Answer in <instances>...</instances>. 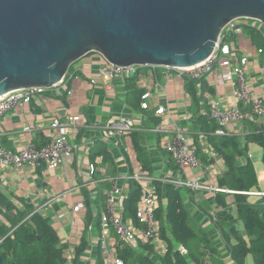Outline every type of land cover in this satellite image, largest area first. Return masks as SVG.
Returning a JSON list of instances; mask_svg holds the SVG:
<instances>
[{
    "label": "crops",
    "instance_id": "1",
    "mask_svg": "<svg viewBox=\"0 0 264 264\" xmlns=\"http://www.w3.org/2000/svg\"><path fill=\"white\" fill-rule=\"evenodd\" d=\"M233 42L237 46L238 56L248 58V85L259 97H263L264 52L259 51L245 31L241 35L235 34ZM106 66L108 62L101 55H86L71 66L63 85L36 96L30 104L14 108L0 120L3 147L7 151L18 153L29 144H34L37 148L50 145L57 136V132L51 128L55 118L64 121L72 116L83 118V128L77 137L78 149L70 164L54 170L49 169L45 162L26 166L22 170L13 167L0 170V194L15 207L12 211H7L6 206L0 205V222L8 223L7 217L23 216L28 219L36 213L40 214L57 231L68 264H95L96 258L101 254V214L115 182L122 188L119 199L120 217L135 227V215L128 216L125 210V201L132 186L136 184L140 188L138 183L128 179L133 173L149 175L162 189L166 185H172L168 184L169 180L182 181L198 175L179 169L164 150V144L171 137L172 130H183L196 148L199 159L209 167V170L199 172L203 181L217 184L218 177L226 171V165L218 155L216 158L210 157L212 147L208 138L214 134L212 131L217 123L210 118L208 102L215 100L223 106H238L243 112L250 111V108L235 99L233 86L227 82L222 83L217 72L204 79V87H197L199 105L195 107L194 99L188 93L186 79L178 78L171 72L159 68L139 69L130 78L134 82L133 89H128L127 78L109 81L102 76L101 70ZM134 90H138L137 93ZM140 91L143 93L140 94ZM147 93L151 98L148 100L149 108L145 110L141 105L142 97ZM159 108H164L167 113L163 116L156 115ZM123 119L134 120L135 130L107 139L106 124ZM161 123L167 126L168 132L154 131ZM207 124L212 125L208 131L204 129ZM259 127H264L259 119L252 123L241 122L230 125L228 133L231 137L243 140ZM136 142L139 149L136 148ZM252 146L259 147L256 144L249 145L248 158L251 161ZM247 160V157H242L237 163L244 166ZM91 166L94 171H91ZM257 177L259 181V176ZM178 190L181 194L194 193L189 201L184 200L186 208L209 237L212 236L211 243L217 241L218 246L214 245L222 252L225 264H234L229 254L223 251V238L212 217L217 211L215 195L209 192L197 193L187 188ZM252 193H264L260 182L259 189ZM163 194L164 190L159 205L166 204ZM225 198L235 216L233 196L226 194ZM249 198L251 203L261 199L255 195ZM253 199L257 201L252 202ZM77 206H82V209L76 213L74 209ZM160 241L168 246L161 234ZM109 242L118 253L119 243L113 230H110ZM142 246L145 245L139 244L135 249L141 250ZM151 247L152 250L145 254L157 263L159 256H163L160 244ZM175 247L183 250L178 244Z\"/></svg>",
    "mask_w": 264,
    "mask_h": 264
},
{
    "label": "water",
    "instance_id": "2",
    "mask_svg": "<svg viewBox=\"0 0 264 264\" xmlns=\"http://www.w3.org/2000/svg\"><path fill=\"white\" fill-rule=\"evenodd\" d=\"M240 19L264 29V0H0V98L51 89L91 53L117 67L192 68Z\"/></svg>",
    "mask_w": 264,
    "mask_h": 264
},
{
    "label": "built area",
    "instance_id": "3",
    "mask_svg": "<svg viewBox=\"0 0 264 264\" xmlns=\"http://www.w3.org/2000/svg\"><path fill=\"white\" fill-rule=\"evenodd\" d=\"M237 22L238 20L231 22L223 30L214 53L206 62L188 69L169 71L178 78H188L197 81L206 78L213 72H217L221 77L220 81L222 83L227 82L233 86L235 99L250 108V111L243 112L238 106H223L219 101L210 100L208 102L209 115L217 123L218 130L216 134L219 136L229 135L228 127L232 124L246 121L256 122L257 119L264 124V96L259 97L246 81L248 58H239L234 42H227L233 35L242 34V31L239 29L242 24H238ZM256 23L259 22L256 21ZM257 27L264 30L260 23ZM138 70L139 68L136 66L125 68L113 66L108 63V66L101 70V74L105 79L114 81L118 78H130ZM65 79L53 88L63 85ZM47 90L49 89L36 87L16 90L4 95L0 98V120L14 108L24 104H30L36 96L45 94ZM150 98L151 95L149 93L142 97L143 104L141 107L143 109L146 110L149 108L148 100ZM166 113L164 108H159L156 111V115L158 116H163ZM51 128L57 132V136L50 145L44 148H37L34 144H29L27 148L18 153H13L3 147L0 139V170L2 171L8 167L22 170L26 166H36L41 162H45L49 169L54 170L65 164H70L73 155L78 149L77 137L83 128V118L81 116H72L65 121L60 118H55ZM135 128L136 123L132 119H123L120 122H109L105 126V129L108 131L107 139L120 137L125 133L135 130ZM168 130L167 126L161 123L154 131L156 133H166ZM164 150L171 156L173 163L179 169L198 173V175L182 181L169 180L168 184H172L177 189L187 188L195 192H209L215 196L222 193L264 197V193L232 191L220 188L217 184L204 182L199 172L209 170V167H206L205 163L198 158L196 148L185 136L183 130L179 128L172 130L171 137L164 144ZM216 156L217 154L212 149L210 157L216 158ZM91 171H94L93 166H91ZM128 179L138 183L141 189V197L135 214L137 224L134 227L132 223H126L120 217L119 199L122 194V188L115 182L111 192L107 196L101 214L102 230L99 247L105 264H123L116 250L110 245V230L115 232L119 244L124 243L135 248L139 244L154 246L160 244L162 255L164 256L168 253L167 244H163L160 241L161 229L156 216L160 200L158 186L149 175L142 172L133 173ZM81 209L82 206H77L74 211L77 213ZM223 211V207H217V211L212 216L215 222L217 221V215ZM2 242L3 239L0 240V245ZM182 252L186 253L184 249ZM206 264H209V259L206 260Z\"/></svg>",
    "mask_w": 264,
    "mask_h": 264
},
{
    "label": "trees",
    "instance_id": "4",
    "mask_svg": "<svg viewBox=\"0 0 264 264\" xmlns=\"http://www.w3.org/2000/svg\"><path fill=\"white\" fill-rule=\"evenodd\" d=\"M239 29L246 32L260 52H264V31L261 28L242 24ZM234 37L235 35L227 42H233ZM236 47L235 45L238 55ZM130 78L126 81L127 88L133 89L134 82ZM204 79L198 81L186 79L188 93L193 97L195 107L199 105L197 87L200 89L204 87ZM134 91L137 93L138 90ZM210 127L212 125L207 124L204 129L208 131ZM217 130L218 126L213 129L214 134L209 135L208 138V143L226 165V171L218 177L217 185L223 189L240 192L258 190L259 181L253 162L248 158V147L250 144H256L262 148L264 164V127L255 128L253 130L255 132L250 133L243 140L229 135H216ZM135 145L139 149L137 142ZM242 157H247L248 160L246 165L239 166L237 161ZM158 188L160 199L164 190L163 198L166 204L159 205L156 216L160 223L161 237L168 243V253L162 257L159 256L158 262L154 263L145 254L146 251L152 250L151 245L142 246L140 250L120 243L117 254L123 264L130 262L133 264H206L207 259L209 264H225L222 252L211 243L209 234L186 208L181 192L172 185H166L162 189L158 183ZM140 195L139 186L133 185L125 201L126 215H135ZM225 195L219 193L215 196L217 207L224 208V211L217 215L216 226L222 235L225 251L234 264H247L249 256L253 257L254 264H264V197L256 203H251L247 195H231L236 209L234 216ZM0 205L6 206L7 211L15 209L1 194ZM221 215L223 219H220ZM6 221L8 223L0 222V240L3 239L0 245V264H68L58 233L48 219L36 213L28 219L23 216L7 217ZM238 221L243 223L245 230L243 236L237 230L235 236L231 233V229L235 228ZM176 244L186 253L176 249ZM95 264H105L101 254L96 258Z\"/></svg>",
    "mask_w": 264,
    "mask_h": 264
},
{
    "label": "rangeland",
    "instance_id": "5",
    "mask_svg": "<svg viewBox=\"0 0 264 264\" xmlns=\"http://www.w3.org/2000/svg\"><path fill=\"white\" fill-rule=\"evenodd\" d=\"M238 24H246V25H249V24H252V26H259V23H256L255 20H249V19H240L238 20L237 22ZM242 31V29H240ZM214 72L211 74L213 75ZM263 150H261L259 147H256V146H252L251 147V154H252V162L255 166V169H256V173L257 175L259 176V182H260V186L261 188L264 190V165L262 163V158H263V153H262ZM195 192V191H194ZM199 193V192H197ZM183 194V200H187L189 201V197H192L194 193H185V192H182ZM189 194V195H188ZM185 198V199H184ZM232 200V199H231ZM257 201V199H253L252 202H255ZM230 202V201H229ZM232 203V202H230ZM229 205V204H228ZM234 212V211H233ZM221 214V213H219ZM218 214V215H219ZM236 215V213H235ZM220 219H223V216L221 215L220 216ZM235 229L240 233V235H243V232H244V227H243V223L241 221H238L236 226H235ZM245 234V232H244ZM212 236H210V239H211ZM216 240V239H215ZM214 240V241H215ZM217 242V241H216ZM216 242H214V244L216 245ZM218 246V243L217 245ZM224 253H225V250H223ZM232 261V260H231ZM228 264V263H227ZM247 264H254V260H253V257L252 256H249L248 259H247Z\"/></svg>",
    "mask_w": 264,
    "mask_h": 264
}]
</instances>
